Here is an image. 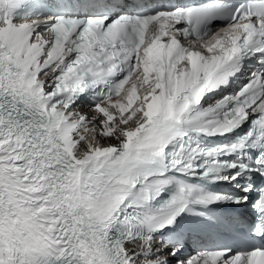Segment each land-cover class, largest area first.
Segmentation results:
<instances>
[{
	"label": "snow or ice",
	"instance_id": "1",
	"mask_svg": "<svg viewBox=\"0 0 264 264\" xmlns=\"http://www.w3.org/2000/svg\"><path fill=\"white\" fill-rule=\"evenodd\" d=\"M0 264H264V0H0Z\"/></svg>",
	"mask_w": 264,
	"mask_h": 264
}]
</instances>
